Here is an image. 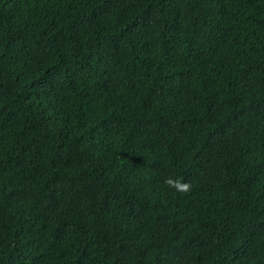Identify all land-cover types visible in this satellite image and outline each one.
<instances>
[{
    "label": "trees",
    "instance_id": "16d2710c",
    "mask_svg": "<svg viewBox=\"0 0 264 264\" xmlns=\"http://www.w3.org/2000/svg\"><path fill=\"white\" fill-rule=\"evenodd\" d=\"M0 264H264V0H0Z\"/></svg>",
    "mask_w": 264,
    "mask_h": 264
},
{
    "label": "clouds",
    "instance_id": "9594fccd",
    "mask_svg": "<svg viewBox=\"0 0 264 264\" xmlns=\"http://www.w3.org/2000/svg\"><path fill=\"white\" fill-rule=\"evenodd\" d=\"M164 183L176 193H188L191 191V184L179 178L168 177Z\"/></svg>",
    "mask_w": 264,
    "mask_h": 264
}]
</instances>
